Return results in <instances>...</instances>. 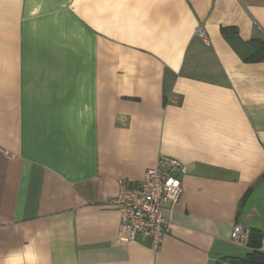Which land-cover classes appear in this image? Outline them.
<instances>
[{"label":"crops","instance_id":"0c3cea01","mask_svg":"<svg viewBox=\"0 0 264 264\" xmlns=\"http://www.w3.org/2000/svg\"><path fill=\"white\" fill-rule=\"evenodd\" d=\"M255 44L264 0H0V264L251 254L231 235L237 224L264 235ZM160 157L185 173L154 251L120 240L112 202Z\"/></svg>","mask_w":264,"mask_h":264},{"label":"built area","instance_id":"2783aa9c","mask_svg":"<svg viewBox=\"0 0 264 264\" xmlns=\"http://www.w3.org/2000/svg\"><path fill=\"white\" fill-rule=\"evenodd\" d=\"M197 36L206 38L203 27L196 30ZM185 173V166L178 160L160 157L156 165L145 172L143 181L136 186L121 184L113 205L120 212V240L147 239L152 250L163 245L169 222L164 214L165 205H176L182 195L179 176ZM249 231L241 224L235 225L231 242L247 246ZM223 264H228L224 262Z\"/></svg>","mask_w":264,"mask_h":264},{"label":"trees","instance_id":"16d2710c","mask_svg":"<svg viewBox=\"0 0 264 264\" xmlns=\"http://www.w3.org/2000/svg\"><path fill=\"white\" fill-rule=\"evenodd\" d=\"M227 32V29H222V33L227 34ZM254 47L255 55L253 56V61H264V44H255ZM263 238L262 232L251 230L249 232L247 247L252 249L253 252L243 259L231 258L228 260V264H264V254L259 252L262 247Z\"/></svg>","mask_w":264,"mask_h":264}]
</instances>
